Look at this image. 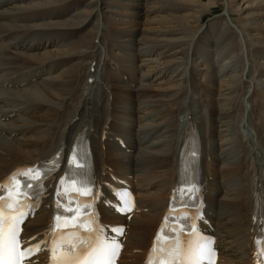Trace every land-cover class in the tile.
I'll list each match as a JSON object with an SVG mask.
<instances>
[{"label":"bare ground","instance_id":"6f19581e","mask_svg":"<svg viewBox=\"0 0 264 264\" xmlns=\"http://www.w3.org/2000/svg\"><path fill=\"white\" fill-rule=\"evenodd\" d=\"M153 3L0 0V54L7 56L0 59V92L13 97H0L5 122L0 123V180L24 161L50 156L63 139L72 143L86 125L100 138L111 119L110 128L120 134L116 113L129 117L135 124L123 134L129 147L108 132L102 144L95 137V175L114 185L116 176L138 175L139 189L133 186L138 204L131 215L115 214L111 198L100 205L107 221L129 225L121 264H141L184 165L178 155L184 139L191 134L206 149L210 140L202 171L211 210L203 224L219 236L221 264H250L252 202L264 185V115L259 124L251 118L264 111V0ZM24 5L27 10L19 12ZM221 5L225 14L203 25L205 14ZM219 44L221 58L215 55ZM84 45L97 49L94 71L90 60L87 69L84 65L93 56L70 65L54 62L81 57ZM118 50L126 53L119 54V71L103 76L100 62H110ZM209 54L212 61H204ZM251 88L258 107L249 97ZM34 111L40 113L26 116ZM37 216L29 227L36 233L48 225L50 208L43 205Z\"/></svg>","mask_w":264,"mask_h":264},{"label":"snow or ice","instance_id":"6c2138e0","mask_svg":"<svg viewBox=\"0 0 264 264\" xmlns=\"http://www.w3.org/2000/svg\"><path fill=\"white\" fill-rule=\"evenodd\" d=\"M18 195H21V193H18ZM8 207L11 208L12 205L9 204ZM3 212V208H0V264H20L21 257L25 253L31 254L33 249L21 250L19 221L15 216H5ZM35 250H39V245L35 246ZM108 259L110 260L111 256H108Z\"/></svg>","mask_w":264,"mask_h":264},{"label":"rangeland","instance_id":"374dc122","mask_svg":"<svg viewBox=\"0 0 264 264\" xmlns=\"http://www.w3.org/2000/svg\"><path fill=\"white\" fill-rule=\"evenodd\" d=\"M71 1H80V0H71ZM134 1H136V0H134ZM153 1L154 0H142V3H144L145 5H148V6H150V7H152L153 5H155V3H153ZM60 2V1H59ZM59 2H58V4H59ZM59 7H64L63 6V3H60L59 4ZM20 8V11L19 12H25L26 10H27V7L24 5L23 7H19ZM157 9H159V8H157ZM157 9H156V12H157ZM225 9H224V7L221 5V6H219V8H217V7H215L214 8V11H212V12H208V13H206L205 14V17H204V19H203V25H206V23L207 22H209L211 19H213V18H215L216 16H219V15H221V14H225ZM61 13H63V11L62 12H60L59 14H61ZM74 14H77L78 13V11L77 10H75L74 12H73ZM159 13V12H158ZM58 14V15H59ZM160 14V13H159ZM64 18V17H63ZM213 25L215 24V22L214 23H212ZM83 31L85 32V36H87V32L88 31H86L85 30V27L83 28ZM205 35H206V33H205ZM86 40H87V38H86ZM86 40H85V42H86ZM200 44L199 43H197L196 45H195V47L196 46H199ZM91 49H89V47H88V45H84V47H83V55L81 56V57H83V59H82V61L85 59V58H87L88 56L89 57H92L93 56V60H95V56L93 55V54H91L92 52L93 53H97L96 52V50L97 49H95L94 51H90ZM10 51H12V49L10 50ZM118 53V54H117ZM116 54L118 55V56H116V57H112V59H110V60H112L113 61V59L114 60H116V61H119V59H118V57H121V56H126V53H124L123 51H120V50H118V52H116ZM119 54L121 55V56H119ZM124 54V55H123ZM81 57H78V58H76V59H74V60H63V61H54L55 63H59V64H68V65H70V64H72V63H75L77 60H79ZM108 58H110V57H108ZM122 58H125V57H122ZM10 59V58H9ZM93 60H90L91 62L93 61ZM82 61H79V62H77V63H81ZM119 64H121L120 63V61H119ZM199 67H197V70H199V71H201L202 69H198ZM117 72V71H116ZM127 74V73H126ZM128 75V74H127ZM209 75V74H208ZM123 78V77H122ZM165 78V77H164ZM198 78H200V80H202V78L198 75ZM124 80H126L125 78H124ZM261 95V94H260ZM258 105H259V103L258 102H256L255 103V106L254 107H258ZM210 143H211V141L209 140V146H208V149H210ZM213 147H214V145H212V149H213ZM222 215V214H221ZM218 220L220 221L221 220V218L220 217H218ZM132 250H134V249H132ZM131 250V251H132ZM132 253V252H131Z\"/></svg>","mask_w":264,"mask_h":264}]
</instances>
